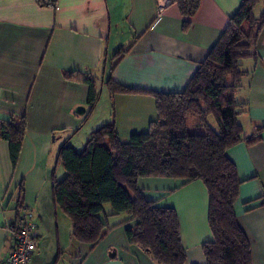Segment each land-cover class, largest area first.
<instances>
[{
    "label": "crops",
    "instance_id": "0c3cea01",
    "mask_svg": "<svg viewBox=\"0 0 264 264\" xmlns=\"http://www.w3.org/2000/svg\"><path fill=\"white\" fill-rule=\"evenodd\" d=\"M242 1L200 0L184 30L185 17L176 3L159 13L157 0H0V120L21 115L27 120L15 166L9 142L0 137V261L12 249L11 227L21 207H28L35 214L38 242L30 264H158L130 242L128 230L136 221L128 213H115L105 204L108 227L96 244H88L75 239L71 218L55 203L54 180L66 176L65 169L60 172L59 149L64 142L73 144L74 131L85 123L76 108L89 110L90 87L79 74L93 75L101 93L89 116L91 133L115 115L120 139L127 143L132 134L152 129L156 101L143 94L113 99L108 79L130 88L183 91ZM254 13L264 16V0ZM256 51L258 59L243 61L247 74L238 94L246 138L264 123V27ZM104 98L109 106L114 103L116 113L110 107L101 116ZM194 121L188 120L189 129L196 127ZM227 155L242 181L236 204L239 223L250 241L253 264H264V130L257 141L241 142ZM137 185L150 201L176 210L185 264H207L203 245L214 237L205 183L148 176L138 178Z\"/></svg>",
    "mask_w": 264,
    "mask_h": 264
},
{
    "label": "trees",
    "instance_id": "16d2710c",
    "mask_svg": "<svg viewBox=\"0 0 264 264\" xmlns=\"http://www.w3.org/2000/svg\"><path fill=\"white\" fill-rule=\"evenodd\" d=\"M259 1H242L183 91L130 88L108 79L113 99L117 94L153 96L158 117L157 121H151V130L132 134L127 143L120 139L114 115L110 122L91 133L82 150L69 141L60 147L58 160L66 176L62 180L53 177V196L71 218L76 240L88 244L100 240L108 227L104 205L109 203L115 213L126 212L136 221L135 228L128 230L131 243L148 252L158 264H185L187 253L176 210L147 199L137 180L148 176L184 182L201 179L209 193V224L214 237L203 245L207 264H253L251 244L236 213L242 181L227 151L241 142L257 141L264 130L261 123L256 133L246 138L239 122L243 102L238 94L241 80L247 74L242 64L248 58L258 59L256 47L264 27V16L257 17L254 13ZM175 2L185 17L183 28L187 30L200 0ZM79 79L90 87L84 123L101 93L96 90L93 75L79 74ZM189 119H197L203 132H191ZM26 124L25 115L0 120V137L9 142L14 166L21 153ZM22 190L21 185L19 191ZM11 228L15 229V225Z\"/></svg>",
    "mask_w": 264,
    "mask_h": 264
},
{
    "label": "built area",
    "instance_id": "2783aa9c",
    "mask_svg": "<svg viewBox=\"0 0 264 264\" xmlns=\"http://www.w3.org/2000/svg\"><path fill=\"white\" fill-rule=\"evenodd\" d=\"M175 3V0H157L159 13ZM35 230L34 212L28 207H21L12 231V249L0 264H30L38 246Z\"/></svg>",
    "mask_w": 264,
    "mask_h": 264
},
{
    "label": "rangeland",
    "instance_id": "374dc122",
    "mask_svg": "<svg viewBox=\"0 0 264 264\" xmlns=\"http://www.w3.org/2000/svg\"><path fill=\"white\" fill-rule=\"evenodd\" d=\"M105 97H107V95L105 94ZM100 105L102 106V108H103V112H102V114H101V116L103 117V116H105V115H107L108 114V112H109V110H110V107L113 109V107H112V105H108V100H107V98H104L103 100H101V102H100ZM90 118H88L87 120H86V122L82 125V127L80 128V130L77 132V133H75L74 134V136L72 137V139H71V142L78 148V149H81L84 145H85V143L87 142V140H88V138L90 137V135H91V131H92V129H91V124H90V120H89ZM195 121L193 122V124L194 123H197V125H196V127L193 125V126H190L191 128H190V131L191 132H203V128L199 125L198 126V120L197 119H194ZM211 121V120H210ZM209 121V122H210ZM191 123V122H190ZM159 129V130H158ZM157 129V131L158 132H162L163 133V131H161L160 130V128H158ZM165 133V132H164ZM161 139H159V140H157V141H160ZM156 141V142H157ZM72 144V145H73ZM156 145L158 146L159 145V142H157L156 143ZM61 170H60V172L62 171V169H64L63 168V166H62V164H61Z\"/></svg>",
    "mask_w": 264,
    "mask_h": 264
},
{
    "label": "water",
    "instance_id": "95a60500",
    "mask_svg": "<svg viewBox=\"0 0 264 264\" xmlns=\"http://www.w3.org/2000/svg\"><path fill=\"white\" fill-rule=\"evenodd\" d=\"M76 113L78 114V115H80V116H83V115H85L86 114V111H87V109H86V107L85 106H78L77 108H76Z\"/></svg>",
    "mask_w": 264,
    "mask_h": 264
}]
</instances>
